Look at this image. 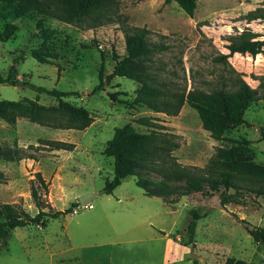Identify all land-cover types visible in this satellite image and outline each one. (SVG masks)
Wrapping results in <instances>:
<instances>
[{
	"label": "rangeland",
	"instance_id": "rangeland-1",
	"mask_svg": "<svg viewBox=\"0 0 264 264\" xmlns=\"http://www.w3.org/2000/svg\"><path fill=\"white\" fill-rule=\"evenodd\" d=\"M259 8H264V0H197L195 15L190 17L175 1L119 0L115 12L67 23L42 13L18 18L15 3L0 2V10L7 15L0 19V31L6 22L18 25L11 38L0 41V73L7 75L15 58L22 57L17 63V81L29 84H0V98L23 105L37 100L57 106L55 96L37 91L39 86L56 88L67 93L66 101L85 107L94 118L90 126L78 130L58 127L69 121L56 113L44 123L23 113L15 124L0 117V149L22 157L9 160L0 155L4 175L0 202L20 204L35 215L38 208L31 196V179L41 171L50 181L47 200L54 211L77 203L73 212L50 219L46 227L32 223L16 228L6 247L0 240V264H193L195 259L199 264H225L228 257L264 264V244L246 230L264 225V195L251 189L258 184L238 181L241 188L229 190L233 202L225 206L218 192H193L167 205L157 198L145 199L135 175L125 178L111 195L104 192L106 180L114 178V159L104 149L115 128L127 122L148 132L151 127L139 123L146 118L180 135L174 155L182 165L204 167L218 146L232 143L213 138L202 127L196 109L180 96L140 94L138 102V82L121 76L110 78L104 89L96 90L100 71L106 79L113 70V55L126 54L124 28L145 26L151 42L168 46L151 56L149 74L156 85L213 93L224 80L236 76L234 70L264 91V50L255 57L235 53L228 67L213 60L227 53L226 45L244 33L264 40V17L256 13ZM39 20L51 32V47L43 44ZM35 49L54 51L58 56L41 63L32 55ZM107 92L118 93L120 101L111 100ZM262 129L264 101L260 100L246 111L245 123L225 135L250 140V153L264 164ZM56 140L75 146L54 149L51 141ZM141 176L156 186L184 189V181L167 183L156 172L143 171ZM87 196H93L92 202ZM193 208L205 215L198 221L195 246L186 245ZM139 211L144 213L140 219L131 218Z\"/></svg>",
	"mask_w": 264,
	"mask_h": 264
},
{
	"label": "trees",
	"instance_id": "trees-1",
	"mask_svg": "<svg viewBox=\"0 0 264 264\" xmlns=\"http://www.w3.org/2000/svg\"><path fill=\"white\" fill-rule=\"evenodd\" d=\"M175 1L179 7L190 17H194L197 8V0H165L166 3ZM16 4L15 14L18 18H32L34 13H42L52 16L67 23H79L94 14L100 12H115L118 9L119 0H0ZM257 16L264 17V8H259ZM0 19H7L4 11L0 10ZM37 26L43 30V44L51 47V32L43 25L42 20L37 21ZM18 25L14 22H6L0 31V41H6L15 34ZM126 54L113 55L115 65L106 79L104 72L100 71V85L96 90L104 89L110 78L121 76L138 82L136 92L139 94L136 101H141L140 94L150 96L176 95L184 98L196 111L202 122V127L211 132V136L218 140L231 142V145H221L216 148L214 155L204 167L194 165H182L174 155V151L180 147V135L170 133L162 127H156L146 118H140L139 123L151 127L148 132L137 130L132 122L117 127L111 139L106 143L104 152L114 159V178L107 179L104 192L112 194L122 184V181L130 175L137 176V185L150 197H160L167 204H175L181 196L193 192H207L209 194L218 192L219 201L222 206L233 202L230 189L239 190L242 184L238 181L258 184L256 190L258 195H264V164L255 160L250 153L248 139L233 138L225 135L245 123V114L248 108L255 102L264 101V91L252 87L242 75L231 70L236 76H230V81L224 80L222 87L213 93H206L197 88L172 89L162 87L149 74L151 56L156 52L167 50L168 46L163 42H151L149 40L150 30L147 27L124 28ZM256 36L242 34L226 47L227 53H220L214 57V61L230 66L229 58L235 53L250 54L256 56L264 50V40L255 39ZM50 43V44H49ZM33 57L39 62H48V58L58 56L54 51H32ZM22 57L15 58L7 75L0 73V84L16 85L18 68L17 63ZM59 70V74H60ZM37 91L55 96L58 100L57 106H45L37 100L28 101L26 105L17 101H6L0 98V117L10 124H15L18 116L26 114L32 121L44 123L51 114L65 115L68 124H60L58 127L75 128L83 130L94 121L91 112L83 106L75 105L66 101V92L53 88L37 87ZM114 102L120 101L118 93L107 92ZM264 139V129L261 130ZM54 149H70L75 144L66 141H51ZM72 147V148H69ZM14 151H2L6 159L15 160ZM156 172L165 182L184 181V189L176 185L156 186L149 179L141 176V172ZM4 175L0 172V178ZM50 181L41 171L35 172V178L31 179V196L38 212L31 215L23 206L16 203L0 202V240L6 247L12 232L18 227L29 224H39L46 227L50 219L65 216L74 211L77 203L62 210L54 211L47 200ZM48 209V210H47ZM191 219L187 227L186 245L195 246L198 221L205 217L198 208L191 211ZM244 219H241L243 221ZM247 232L256 242L264 244V225L246 227ZM193 264H199L195 259ZM225 264H247L244 259L228 257Z\"/></svg>",
	"mask_w": 264,
	"mask_h": 264
},
{
	"label": "crops",
	"instance_id": "crops-1",
	"mask_svg": "<svg viewBox=\"0 0 264 264\" xmlns=\"http://www.w3.org/2000/svg\"><path fill=\"white\" fill-rule=\"evenodd\" d=\"M77 146H78V145H77ZM128 177H129V176H128ZM142 192H143V194H142L143 197L146 196L148 199L157 198V199L162 200L163 204L167 205V203H166L162 198H160V197H155V196L150 197V196H148V195L145 194L144 190H143ZM110 195H111V194H110ZM146 197H145V199H146ZM131 199H133V197H131ZM117 201L120 202V201H121V198H119ZM142 214H144V213H143V212L141 213V211H139V212H137V213H134L133 216H131V218H133V219H135V220L140 219V217L142 216ZM146 218H148V217H146Z\"/></svg>",
	"mask_w": 264,
	"mask_h": 264
},
{
	"label": "water",
	"instance_id": "water-1",
	"mask_svg": "<svg viewBox=\"0 0 264 264\" xmlns=\"http://www.w3.org/2000/svg\"><path fill=\"white\" fill-rule=\"evenodd\" d=\"M16 85L28 86L29 84H28V83H25V82H20V81H18ZM95 196H96V194H95ZM95 196H94V197H95ZM85 198H87L88 201H91V202H92V200L94 199L93 196H90V197L87 196V197H85ZM194 257H196V255H194ZM193 259H194V258H193Z\"/></svg>",
	"mask_w": 264,
	"mask_h": 264
},
{
	"label": "built area",
	"instance_id": "built-area-1",
	"mask_svg": "<svg viewBox=\"0 0 264 264\" xmlns=\"http://www.w3.org/2000/svg\"><path fill=\"white\" fill-rule=\"evenodd\" d=\"M89 207L90 208H93V204L91 202L89 203Z\"/></svg>",
	"mask_w": 264,
	"mask_h": 264
}]
</instances>
